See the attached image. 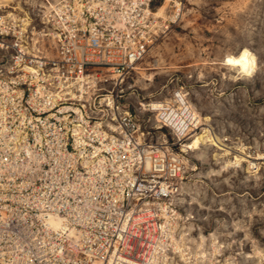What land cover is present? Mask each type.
<instances>
[{"label":"rangeland","instance_id":"374dc122","mask_svg":"<svg viewBox=\"0 0 264 264\" xmlns=\"http://www.w3.org/2000/svg\"><path fill=\"white\" fill-rule=\"evenodd\" d=\"M54 1L0 0V264L91 263L85 251L97 242L76 236L84 230L91 237L88 223L80 227L77 220L85 200L111 214L126 206L127 194L149 185L156 191L149 203L133 201L126 210L146 225L132 228L125 260L111 253L106 264H264V159L255 167L233 163L242 150L264 153V0H187L182 17L130 73L88 89H51L24 77L29 59L56 53L51 27L41 20ZM242 48L257 66L236 79L238 70L223 59ZM47 96L50 110L40 117L56 115L42 127L28 104ZM180 96L200 118L183 132L161 117L164 107L180 115ZM126 112L137 129L121 147L113 141L125 139L117 127ZM204 132L197 149L185 148ZM174 165L179 171L170 177ZM118 191L114 204L106 201ZM51 203L58 212L47 211ZM95 217L90 224L102 223ZM41 221L60 233L51 234L54 242L31 241L47 238Z\"/></svg>","mask_w":264,"mask_h":264},{"label":"built area","instance_id":"2783aa9c","mask_svg":"<svg viewBox=\"0 0 264 264\" xmlns=\"http://www.w3.org/2000/svg\"><path fill=\"white\" fill-rule=\"evenodd\" d=\"M186 1L55 0L53 3H48V6H45L41 20L51 27V29L49 28V34L56 42V53L53 57L47 59H29L28 62L31 64L26 63L23 65L24 77L29 78L31 76L28 84H31L32 80L41 81L51 89L55 86L68 88L78 85V88H80L84 84L88 89L90 86L95 87V84L107 81L110 78L123 79L136 67L137 63L146 55L159 37L170 29L172 22L182 17ZM40 89L41 84H39V88L35 89V93H41ZM50 96H47L46 101L41 104H28L32 112L37 115L38 124L42 127L47 125L48 116L56 115L53 112L47 113L43 119L40 117L50 110L46 109L52 103L53 98H50ZM178 98L182 99L181 96ZM7 103H10L8 98L6 99ZM181 103L183 104V99ZM185 107L179 116L174 114V117H172L165 109L162 111L161 117L165 122L168 121L175 130L183 132L195 120V117H191L189 107ZM2 112L0 108V114ZM169 116L173 120H170ZM55 121L62 125L58 118H55ZM118 123L117 128L125 139L118 143L117 139L114 138L113 142L121 147L122 144L126 146L130 143L128 137L137 129L136 121L129 112H126L118 120ZM72 139L74 145L79 143L75 136ZM159 166L160 162H157V170L160 169ZM178 171V165H174L173 169L167 171V175L173 177L178 174ZM149 186L148 189L136 188L137 191H143L144 193L133 191L132 194H127L126 206L122 204L120 207L114 208L111 214L103 208L93 211V205H95L93 198L85 200L86 211L79 214L77 220L80 227H85L88 223V227L91 229V237L86 239V231L84 230L71 227V231L73 234H75L74 230L78 231L75 235L82 238V240H79L81 242L87 240L97 242L95 247H87L85 254L88 262H92L86 264H106L111 253L116 254L117 261L125 260L127 251L123 248L133 238L135 239L134 234L136 233L132 231V228L146 225L141 223L139 216L126 217V210L133 201L134 206H137L140 202L142 206L149 203V194L156 193L153 185ZM119 192L115 193V197H110L106 201L114 204L115 200L120 197ZM145 193H148V195ZM160 193L167 194L163 188L160 189ZM121 198L124 200L123 195ZM47 211L58 212L57 203H51ZM99 211H106L107 215H103ZM96 214H98L102 223L90 224L96 218ZM104 217L111 220H104ZM141 218L146 221L145 217ZM39 225L47 234V238H45V235H34L30 237L31 241L49 243L57 239L56 236L51 235L57 231L51 229L50 223L41 221ZM76 226L78 225L76 224ZM58 231H61V228ZM57 234L60 233L57 232ZM128 255H132V253H128ZM56 257L59 256L53 257V260L57 259Z\"/></svg>","mask_w":264,"mask_h":264},{"label":"bare ground","instance_id":"6f19581e","mask_svg":"<svg viewBox=\"0 0 264 264\" xmlns=\"http://www.w3.org/2000/svg\"><path fill=\"white\" fill-rule=\"evenodd\" d=\"M223 64H225L229 67H233V68L238 70V76L236 79H246L247 77H250L254 73L255 68L257 66V63L255 61L253 53L247 48H242L238 54H232V55L228 54L227 56L224 57ZM178 101L180 102V106L182 107V109H185L186 107L184 108V106L181 105L182 99L178 98ZM165 109H167V108L164 107V109H161V110H165ZM189 112L191 114V117H195V119L199 123L200 118L196 114V112L194 110H191V109H189ZM170 115L172 117H174L173 114H170ZM171 116H169V119L173 120V118ZM207 135L208 134L206 132L198 134L196 136L194 135L191 142H189V144H187L185 146V148L189 149V150L190 149H197L199 147V144L204 140V138ZM219 140L214 138L213 144L221 150H226V151L230 152L229 149L226 148L227 146L224 143L220 142ZM259 156H264V153L258 154L257 156H252L251 153H247L246 150H242L240 152H237L235 155H233L234 162H233V160L231 162H233L234 164L237 165L238 163H240V161H247L248 160L249 167H252V166H254V164H256V162L254 160H259V159L263 160L264 159V158H259ZM52 220L53 219H51V221ZM54 225H57V224H54ZM63 228H65V226Z\"/></svg>","mask_w":264,"mask_h":264}]
</instances>
